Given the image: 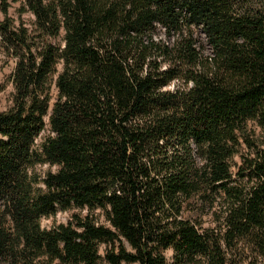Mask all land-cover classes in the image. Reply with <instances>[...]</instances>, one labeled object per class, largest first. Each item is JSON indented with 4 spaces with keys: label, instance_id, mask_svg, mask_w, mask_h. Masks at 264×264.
Listing matches in <instances>:
<instances>
[{
    "label": "trees",
    "instance_id": "trees-1",
    "mask_svg": "<svg viewBox=\"0 0 264 264\" xmlns=\"http://www.w3.org/2000/svg\"><path fill=\"white\" fill-rule=\"evenodd\" d=\"M11 3L0 264H264V0Z\"/></svg>",
    "mask_w": 264,
    "mask_h": 264
},
{
    "label": "rangeland",
    "instance_id": "rangeland-1",
    "mask_svg": "<svg viewBox=\"0 0 264 264\" xmlns=\"http://www.w3.org/2000/svg\"><path fill=\"white\" fill-rule=\"evenodd\" d=\"M21 3H22V0H12L11 7L9 10L10 15L17 21L20 18L18 9L20 8ZM22 17L27 22H30L33 19V15L31 13H25ZM200 38L202 39V41L204 42V44L209 50L205 37L202 34H200ZM14 66H15V60L13 58L6 56L0 50V84H3L5 86L4 91L0 94V111L7 110L12 104V95L14 92V87L11 82V75H12ZM70 214L71 212H68V211L59 212L56 216L43 218L42 225L45 227H50L53 224L67 222L70 217ZM166 254L168 258L170 259V261H172L173 251L169 249L166 252Z\"/></svg>",
    "mask_w": 264,
    "mask_h": 264
}]
</instances>
